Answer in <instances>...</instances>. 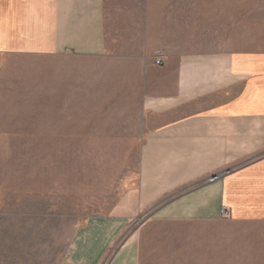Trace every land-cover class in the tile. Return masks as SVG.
<instances>
[{
    "label": "crops",
    "instance_id": "1",
    "mask_svg": "<svg viewBox=\"0 0 264 264\" xmlns=\"http://www.w3.org/2000/svg\"><path fill=\"white\" fill-rule=\"evenodd\" d=\"M257 17L237 45L206 50L163 32L150 0H0V57L117 59L120 85L134 81L135 195L129 209L79 226L61 264H140L132 221L142 213L264 222V17Z\"/></svg>",
    "mask_w": 264,
    "mask_h": 264
},
{
    "label": "rangeland",
    "instance_id": "2",
    "mask_svg": "<svg viewBox=\"0 0 264 264\" xmlns=\"http://www.w3.org/2000/svg\"><path fill=\"white\" fill-rule=\"evenodd\" d=\"M262 3L150 0V7L163 32L214 50L244 39L248 19L264 17ZM123 84L117 59L0 57V264H61L89 217L129 209L140 134L134 81ZM141 215L132 221L140 264H264V222L146 214L139 224Z\"/></svg>",
    "mask_w": 264,
    "mask_h": 264
},
{
    "label": "water",
    "instance_id": "3",
    "mask_svg": "<svg viewBox=\"0 0 264 264\" xmlns=\"http://www.w3.org/2000/svg\"><path fill=\"white\" fill-rule=\"evenodd\" d=\"M218 176L217 175H214L212 178L214 179V178H217ZM145 214H143V215H141L140 217H139V224L140 223H142V218H143V216H144Z\"/></svg>",
    "mask_w": 264,
    "mask_h": 264
},
{
    "label": "built area",
    "instance_id": "4",
    "mask_svg": "<svg viewBox=\"0 0 264 264\" xmlns=\"http://www.w3.org/2000/svg\"><path fill=\"white\" fill-rule=\"evenodd\" d=\"M156 63L158 64V63H159V61H156ZM223 214H224V215H226L227 213H226L225 211H223Z\"/></svg>",
    "mask_w": 264,
    "mask_h": 264
}]
</instances>
